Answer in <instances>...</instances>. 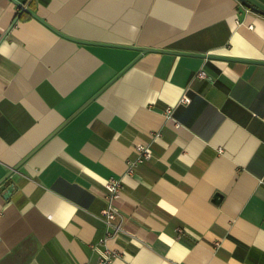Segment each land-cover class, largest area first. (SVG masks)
Listing matches in <instances>:
<instances>
[{"label": "crops", "instance_id": "obj_1", "mask_svg": "<svg viewBox=\"0 0 264 264\" xmlns=\"http://www.w3.org/2000/svg\"><path fill=\"white\" fill-rule=\"evenodd\" d=\"M109 179L112 264H264V16L0 0V264H97Z\"/></svg>", "mask_w": 264, "mask_h": 264}, {"label": "built area", "instance_id": "obj_2", "mask_svg": "<svg viewBox=\"0 0 264 264\" xmlns=\"http://www.w3.org/2000/svg\"><path fill=\"white\" fill-rule=\"evenodd\" d=\"M198 77L203 78L205 77V74L200 72ZM158 135L159 133L153 136L157 137ZM134 148L137 156L134 161L129 163L127 169L128 173H132L136 165L143 163L151 157L150 143H147V145H137ZM104 188L106 190V204L102 210L100 219L105 224L106 234L99 241V245L102 247V250L97 264H112L113 260L119 256V252L109 247L108 242L123 232L121 216L119 215L113 203L114 200H116L120 195L121 183L117 179H109L105 182Z\"/></svg>", "mask_w": 264, "mask_h": 264}, {"label": "water", "instance_id": "obj_3", "mask_svg": "<svg viewBox=\"0 0 264 264\" xmlns=\"http://www.w3.org/2000/svg\"><path fill=\"white\" fill-rule=\"evenodd\" d=\"M243 6L247 7V9L255 12V13H258L259 15H262L264 16V11H262L261 9L255 7L254 5H252L251 3H249L248 1L246 0H238Z\"/></svg>", "mask_w": 264, "mask_h": 264}]
</instances>
